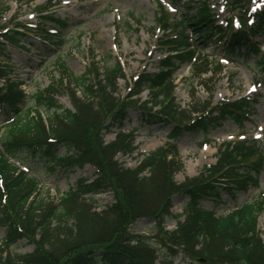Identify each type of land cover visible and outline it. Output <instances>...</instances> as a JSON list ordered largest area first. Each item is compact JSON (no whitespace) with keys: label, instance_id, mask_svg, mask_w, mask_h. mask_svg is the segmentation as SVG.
<instances>
[{"label":"trees","instance_id":"1","mask_svg":"<svg viewBox=\"0 0 264 264\" xmlns=\"http://www.w3.org/2000/svg\"><path fill=\"white\" fill-rule=\"evenodd\" d=\"M253 1L226 0L230 5L226 26L217 23L208 1H200L195 14L187 13L174 23L159 3L154 28L163 31L157 42L168 49L158 71L144 70L129 81L119 60L100 67L93 59L83 74L75 75L59 59V77L31 95L23 88L24 81L12 76L8 62L9 46L28 37L33 27L23 23L0 27V113L5 117L0 137V225L6 228L0 264H177V255L191 259L189 264H264V238L258 225L264 198L236 204L222 215L203 206L205 199L221 202L223 191L235 197L258 186L264 169V135L262 140L225 141L218 147L215 163L182 182L175 179L184 168L178 142L187 132L208 133L227 119L242 126L254 111L257 99L250 96L215 104L210 98L182 107L174 78L184 62L192 63L193 76L200 79L210 72L211 80L223 70L221 61L197 55L198 38L203 45L210 40L224 42L227 56L252 54L264 69V52L254 40L264 31V7L256 10ZM51 2L38 7L42 22L64 27L65 21L50 13ZM2 13L0 8V20ZM37 32L47 42L61 40L44 28ZM120 79L129 86L126 96L119 94ZM146 88L149 99L142 100ZM60 89L68 91L72 109L64 108L56 98ZM207 91L213 92L211 87ZM28 103L34 115L30 108L25 111ZM40 108L47 111V117ZM131 109L144 125L171 127L169 141L145 154L134 168L124 166L118 155L137 149L135 130H120L112 141L105 140L106 132L130 118ZM13 159L42 164L48 173L74 172L86 165L96 172L92 180L79 178L54 203L38 198V178ZM102 191H111L114 201L98 210L95 194ZM177 194L187 198L182 214L172 211ZM140 218L155 220L158 246L148 235L130 231ZM168 219L176 220L174 229H166ZM21 239L34 249L14 252L12 246Z\"/></svg>","mask_w":264,"mask_h":264},{"label":"rangeland","instance_id":"2","mask_svg":"<svg viewBox=\"0 0 264 264\" xmlns=\"http://www.w3.org/2000/svg\"><path fill=\"white\" fill-rule=\"evenodd\" d=\"M51 0H0V8L3 10L0 24L12 28L17 23L33 25L34 28H44L47 32L59 31L54 39H61L56 43L52 39L44 42L36 36L37 30L28 31V37L21 42H15L9 46L10 61L15 78L24 81V88L28 95L37 88L44 89L58 78L60 70L57 66L59 59L66 63L75 74H83L94 59L100 65L113 66L119 60L129 78L148 70L158 71L161 60L167 54L164 45L158 44V37L163 31L156 26L159 11V3L165 6L172 23L180 21L188 15L196 13V8L203 0H52L51 12L55 19H64L65 27L54 21L43 23L38 7L49 4ZM208 1L212 13L218 23L226 25L225 19L230 15V5L226 0ZM65 2H69L68 6ZM188 3V6L187 4ZM255 9H262L264 0L253 1ZM38 25V27L36 26ZM36 26V27H35ZM56 27V28H55ZM22 30V28H19ZM1 30H3L1 28ZM34 32V33H33ZM195 37V33H191ZM197 55L209 57L212 60L221 61L223 70L210 80L211 73L204 74L202 79L193 76L192 63H182L174 72L176 83V99L182 107H188L193 103H203L212 99L213 103L220 100L236 99L242 96L255 97L257 102L250 118L241 126L232 119L225 120L219 127L212 128L208 133L203 131L187 132L178 142L179 154L184 163V168L178 171L175 179L182 182L186 177L198 175L205 165L216 162L218 147L225 141L239 139V137H258L261 140L264 135V69L252 54H239L228 57L225 52L224 42L210 40L205 45L202 38L197 39ZM264 52V31L259 37H255ZM243 51V48L241 49ZM206 79L209 81H206ZM212 88V93L207 91ZM119 94L126 96L129 92L125 79H120L118 84ZM212 95V97L210 96ZM59 103L64 108L72 109V103L68 91L60 89L56 95ZM142 100L149 99L148 91L141 94ZM28 103L31 114L35 110ZM44 117L48 113L40 108ZM5 117L0 114V137L5 131ZM171 127L159 125H144L134 109L130 110V118L122 126H115L112 131L105 133V140L112 141L119 130L136 131L135 145L137 149L133 153L119 154L118 160L126 167L134 168L139 165L144 155L166 144L169 141L168 133ZM63 151V149H62ZM30 175L39 180L38 198L47 199L58 203L61 195L74 187L77 180L86 177L89 180L95 177L96 169L86 165L74 172L48 173L42 164H31L29 161L19 164ZM222 200L217 203L212 199H205L203 206L214 209L218 215L230 211L236 204H242L252 199L264 198V169L262 170L258 186H250L246 191H240L235 197L227 191L221 193ZM97 208L102 209L114 201L111 191H102L95 195ZM187 200L177 194L173 197L172 211L181 214ZM166 229H174L177 225L175 219H168L164 223ZM258 225L264 238V211L258 217ZM158 230L154 219L140 218L134 222L130 231L148 235L150 240L156 243L155 235ZM6 234V228L0 225V242ZM34 245L26 239L19 240L12 246L14 252H31ZM162 251V250H161ZM177 264H189L191 259L178 255L175 257ZM196 261L193 264H200Z\"/></svg>","mask_w":264,"mask_h":264},{"label":"bare ground","instance_id":"3","mask_svg":"<svg viewBox=\"0 0 264 264\" xmlns=\"http://www.w3.org/2000/svg\"><path fill=\"white\" fill-rule=\"evenodd\" d=\"M65 4L68 6L69 2H65Z\"/></svg>","mask_w":264,"mask_h":264}]
</instances>
